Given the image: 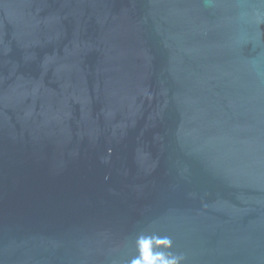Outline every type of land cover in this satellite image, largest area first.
I'll list each match as a JSON object with an SVG mask.
<instances>
[{"label":"water","instance_id":"95a60500","mask_svg":"<svg viewBox=\"0 0 264 264\" xmlns=\"http://www.w3.org/2000/svg\"><path fill=\"white\" fill-rule=\"evenodd\" d=\"M264 264V0H0V264Z\"/></svg>","mask_w":264,"mask_h":264},{"label":"clouds","instance_id":"9594fccd","mask_svg":"<svg viewBox=\"0 0 264 264\" xmlns=\"http://www.w3.org/2000/svg\"><path fill=\"white\" fill-rule=\"evenodd\" d=\"M135 254L128 264H185L183 254L172 251L173 241L157 232H141L134 239Z\"/></svg>","mask_w":264,"mask_h":264}]
</instances>
